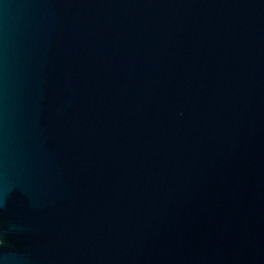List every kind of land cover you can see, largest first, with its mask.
<instances>
[{"label": "water", "instance_id": "1", "mask_svg": "<svg viewBox=\"0 0 264 264\" xmlns=\"http://www.w3.org/2000/svg\"><path fill=\"white\" fill-rule=\"evenodd\" d=\"M0 264H264V0H0Z\"/></svg>", "mask_w": 264, "mask_h": 264}]
</instances>
